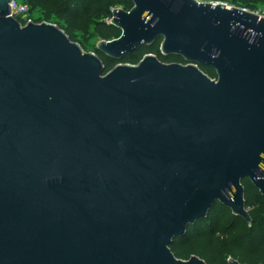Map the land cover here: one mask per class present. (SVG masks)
<instances>
[{"label":"water","instance_id":"water-1","mask_svg":"<svg viewBox=\"0 0 264 264\" xmlns=\"http://www.w3.org/2000/svg\"><path fill=\"white\" fill-rule=\"evenodd\" d=\"M12 1L0 0V264H208L170 245L217 203L253 223L243 179L264 196V16L132 0L98 51L122 60L161 39L186 63L146 53L106 71Z\"/></svg>","mask_w":264,"mask_h":264},{"label":"trees","instance_id":"trees-1","mask_svg":"<svg viewBox=\"0 0 264 264\" xmlns=\"http://www.w3.org/2000/svg\"><path fill=\"white\" fill-rule=\"evenodd\" d=\"M33 9L39 8L43 14L35 17L37 21L54 19L66 33L76 41V32L82 34L92 31L102 39L111 40L121 35V29L109 22L112 10L120 5L131 9L132 0H18ZM252 11L264 0H221ZM18 19L25 23L24 20ZM161 39L151 46L127 55L122 60H115L101 55L107 67L119 62L137 63L147 52L157 54L165 62H182L180 55L166 56L160 50ZM98 53V49L96 51ZM115 62L112 64V62ZM211 77H217L214 68L201 66ZM246 207L253 218L248 223L242 217L221 203L214 205L208 215L190 225L187 233L174 239L170 245L177 257L189 259L194 254L204 258L208 264H228V257L233 256L243 264H264V196L249 178H244Z\"/></svg>","mask_w":264,"mask_h":264},{"label":"rangeland","instance_id":"rangeland-1","mask_svg":"<svg viewBox=\"0 0 264 264\" xmlns=\"http://www.w3.org/2000/svg\"><path fill=\"white\" fill-rule=\"evenodd\" d=\"M200 1L214 2V3L223 2L221 0H200ZM225 4H227V6H230V7L235 6L230 2H228V3L225 2ZM118 7H122V8L127 9L126 7H124L122 5H120ZM256 10H259L261 13H264V3L259 4ZM42 14H43L42 10H40L39 8H36V7L33 9V11H31V15H33L34 17H38ZM54 21L55 20L52 19V21H49V22L55 23ZM74 38H76V41H78L81 44V46L84 48L85 51H96L97 46H98V42L102 39L101 36L95 34L93 31L91 33H85V34H82L81 32H76V34L74 35ZM147 53H152V52H147ZM115 62H117V60H115ZM115 62L113 61L112 64H114ZM114 66L107 67L106 71L110 70Z\"/></svg>","mask_w":264,"mask_h":264},{"label":"built area","instance_id":"built-area-1","mask_svg":"<svg viewBox=\"0 0 264 264\" xmlns=\"http://www.w3.org/2000/svg\"><path fill=\"white\" fill-rule=\"evenodd\" d=\"M11 5H12L13 14L17 18L20 17V19L25 21V23L30 21V20L31 21H36V22H41V21H37L35 19V17L33 15H31L30 7L27 4L22 3V2H20L18 0H13L11 2ZM254 11L259 13L260 15L264 16V13H261L259 10H254ZM43 21H46V20H43Z\"/></svg>","mask_w":264,"mask_h":264},{"label":"flooded vegetation","instance_id":"flooded-vegetation-1","mask_svg":"<svg viewBox=\"0 0 264 264\" xmlns=\"http://www.w3.org/2000/svg\"><path fill=\"white\" fill-rule=\"evenodd\" d=\"M98 53L100 54V55H103V54H101L99 51H98ZM105 56V55H104ZM106 57H108V56H106Z\"/></svg>","mask_w":264,"mask_h":264}]
</instances>
